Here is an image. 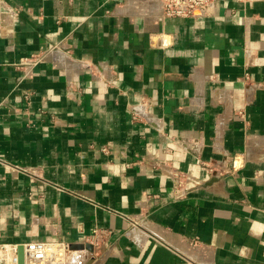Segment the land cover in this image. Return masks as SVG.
Listing matches in <instances>:
<instances>
[{"label":"crops","instance_id":"obj_1","mask_svg":"<svg viewBox=\"0 0 264 264\" xmlns=\"http://www.w3.org/2000/svg\"><path fill=\"white\" fill-rule=\"evenodd\" d=\"M162 1L0 0V243L264 264V0Z\"/></svg>","mask_w":264,"mask_h":264},{"label":"built area","instance_id":"obj_2","mask_svg":"<svg viewBox=\"0 0 264 264\" xmlns=\"http://www.w3.org/2000/svg\"><path fill=\"white\" fill-rule=\"evenodd\" d=\"M217 1L163 0V13L168 18H192L197 12L206 15L213 10ZM246 79L248 80L249 76ZM182 183L178 180L180 186ZM143 221L144 218L129 219V230L135 232L142 227ZM106 235L105 231L96 230L91 239L84 242V244H92L95 248L94 252L87 249L74 250L70 244L65 242L38 241L22 245L0 243V264H19L18 250L20 246L24 247L25 264H94L97 261L96 249L103 244ZM91 259L92 263H90Z\"/></svg>","mask_w":264,"mask_h":264},{"label":"water","instance_id":"obj_3","mask_svg":"<svg viewBox=\"0 0 264 264\" xmlns=\"http://www.w3.org/2000/svg\"><path fill=\"white\" fill-rule=\"evenodd\" d=\"M215 181H216V179L213 178L210 183H213ZM71 247L74 250L87 249L90 252H94V250H95L94 246L92 244H89V243H87V244H74ZM18 254H19V264H25L24 247L23 246L19 247ZM92 262H93V260L91 259L90 263H92Z\"/></svg>","mask_w":264,"mask_h":264}]
</instances>
